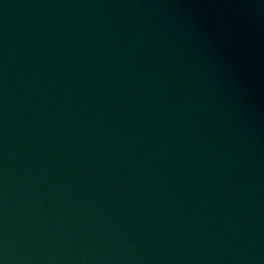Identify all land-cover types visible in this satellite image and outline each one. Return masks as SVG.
<instances>
[{
  "label": "water",
  "instance_id": "1",
  "mask_svg": "<svg viewBox=\"0 0 264 264\" xmlns=\"http://www.w3.org/2000/svg\"><path fill=\"white\" fill-rule=\"evenodd\" d=\"M0 264H264V0H0Z\"/></svg>",
  "mask_w": 264,
  "mask_h": 264
}]
</instances>
